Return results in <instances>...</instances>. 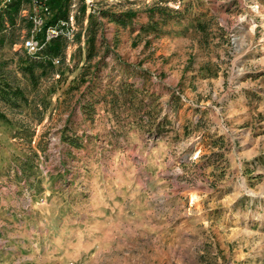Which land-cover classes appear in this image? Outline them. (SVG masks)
<instances>
[{
	"label": "rangeland",
	"instance_id": "rangeland-1",
	"mask_svg": "<svg viewBox=\"0 0 264 264\" xmlns=\"http://www.w3.org/2000/svg\"><path fill=\"white\" fill-rule=\"evenodd\" d=\"M183 2L160 34L100 17L87 61L76 1L49 107L0 124V264H264V0Z\"/></svg>",
	"mask_w": 264,
	"mask_h": 264
},
{
	"label": "trees",
	"instance_id": "trees-1",
	"mask_svg": "<svg viewBox=\"0 0 264 264\" xmlns=\"http://www.w3.org/2000/svg\"><path fill=\"white\" fill-rule=\"evenodd\" d=\"M76 1L78 0H0V49L5 46L12 49L19 43L23 44L24 38L30 35L33 22L23 14L24 10L32 11L34 5L42 10L45 23L39 35L40 38H43L47 27L55 25L59 20L65 19L71 14ZM183 1L152 0L142 9L128 8L117 12L98 8L96 12L87 14L85 0H79V12L83 18L87 16L89 21L86 27L81 22V28L77 33L79 43H82L83 36L85 37L87 61H91L99 52L97 41L99 27L102 24L100 17H108L110 21L127 26L140 13H145L149 20L141 24L140 29L160 34L164 25L179 23L184 17H187L189 21L187 15L192 9L190 7L192 4H184ZM171 2L178 3L180 6L178 8L170 6ZM194 18L198 17L194 16ZM195 21L202 25L199 20ZM68 45V39L57 37L46 42L40 52L35 55L28 54L22 45L21 49L13 51L11 57L0 59V124L7 123L15 126L19 131L29 132L30 124L17 116L31 113L36 116L44 114L50 102L46 98H40V88L38 87L44 77L58 74L57 67L64 63ZM55 60H59V63H56ZM122 85H127L129 91L134 88V84L130 82L129 84L123 82ZM34 91V95H31ZM86 106L90 109L94 108L91 103ZM32 133H34L33 130ZM68 141L77 147L84 146L80 136H71Z\"/></svg>",
	"mask_w": 264,
	"mask_h": 264
},
{
	"label": "built area",
	"instance_id": "built-area-1",
	"mask_svg": "<svg viewBox=\"0 0 264 264\" xmlns=\"http://www.w3.org/2000/svg\"><path fill=\"white\" fill-rule=\"evenodd\" d=\"M87 5V14L91 12L94 7L93 0H85ZM76 3L73 5V10L71 14L65 18L59 20L55 25H51L45 29L43 33V38H40V32L44 28L45 17L42 10L38 8L37 5H34L32 11L24 10L23 14L29 17L33 22V28L29 36L24 38L23 46L27 50V53L30 55H35L40 52L44 47L46 42L57 38L65 37L68 40L73 39L76 34L77 29V16L74 11ZM45 11V10H44ZM45 13H47L45 11ZM56 63H59V60H55Z\"/></svg>",
	"mask_w": 264,
	"mask_h": 264
}]
</instances>
